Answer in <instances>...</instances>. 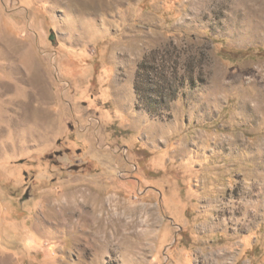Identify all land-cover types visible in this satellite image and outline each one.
<instances>
[{
    "label": "rangeland",
    "instance_id": "1",
    "mask_svg": "<svg viewBox=\"0 0 264 264\" xmlns=\"http://www.w3.org/2000/svg\"><path fill=\"white\" fill-rule=\"evenodd\" d=\"M0 264H264V0H0Z\"/></svg>",
    "mask_w": 264,
    "mask_h": 264
}]
</instances>
